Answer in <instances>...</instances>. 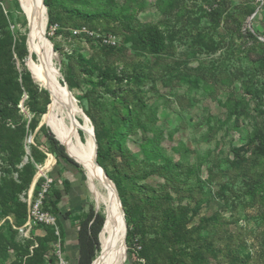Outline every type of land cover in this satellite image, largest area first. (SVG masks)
Returning a JSON list of instances; mask_svg holds the SVG:
<instances>
[{
	"label": "rangeland",
	"instance_id": "obj_1",
	"mask_svg": "<svg viewBox=\"0 0 264 264\" xmlns=\"http://www.w3.org/2000/svg\"><path fill=\"white\" fill-rule=\"evenodd\" d=\"M73 9L132 18L81 19ZM46 10L59 81L104 145L130 114V132L112 144L105 163L119 175L131 215L125 264H264V148L252 143L264 139V0H61ZM127 21L156 24L166 52L137 48ZM27 24L20 0H0V57L18 73L19 86L9 89L28 120L22 163L10 176L11 149L0 144V264H70L58 219L60 235L29 220L44 175L53 179L50 198L65 181L40 131L52 130L44 123L51 96L27 65ZM96 35L114 37L118 47H104ZM35 61L47 72L43 53ZM34 117L39 126L31 131ZM77 134L84 142V131ZM166 159L177 165L172 173L163 169ZM81 177L100 213L84 171Z\"/></svg>",
	"mask_w": 264,
	"mask_h": 264
},
{
	"label": "trees",
	"instance_id": "obj_2",
	"mask_svg": "<svg viewBox=\"0 0 264 264\" xmlns=\"http://www.w3.org/2000/svg\"><path fill=\"white\" fill-rule=\"evenodd\" d=\"M61 0H44V4L50 11H52L55 4L59 3ZM165 1V0H159ZM84 5H88L90 0H82ZM172 6V4L170 5ZM72 14L77 16L78 18L85 19V18H101V19H109V20H130L132 17L131 15H124L121 12L117 13L114 9H105L101 10L97 13H88L82 9H73ZM124 28L127 32L132 33L135 36V45L137 48H140L148 53L155 54V55H162L167 50V39L165 36L164 31H162L156 24L152 23H138L133 24L132 21H127L124 24ZM104 47L108 48H117L118 46H108L103 45ZM4 58L0 57V100L3 103L0 105V144L8 145L11 149V157H9L8 166L10 167L9 171H7L8 176H10L13 172H17V166L22 163V157L24 155L23 151V142L27 134V123L28 120L26 119L25 115L21 113V111L16 107L17 102L14 100V92L9 89L11 87L19 86L18 82V73L15 69H11V66H5ZM21 78L23 84L27 86V93L31 101H35V97L37 95V90L34 88L28 87V83L33 86L30 74L24 70L21 74ZM31 113H35L36 115H40V113L36 112L34 109V105L30 107ZM120 128L118 131L115 132L114 136L111 137L110 140H107L106 147L103 142V138L101 135L96 131V139L98 144L97 150V160L101 167L105 170L108 177L114 182L117 190L119 191L121 202L123 208L125 209L126 217L130 218L131 215L128 213V202L123 197V184L119 179V175L112 173L109 171L107 165L105 164L108 162L110 157V148L114 142L120 141L126 134H128L131 130V118L130 114L128 113L126 116L121 118ZM39 126V120L37 117H34L32 122L30 123L29 128L31 131H35ZM14 128L12 130L11 128ZM40 131L44 134L50 144V152L55 156L59 164L71 165L73 166L80 174H83L82 167L76 164L67 154L65 147L56 139L55 135L45 126L43 125L40 128ZM20 134L21 141L17 143L14 138V134ZM3 134V135H2ZM18 134V135H19ZM252 142V141H251ZM259 142L260 146L264 148V139L259 141L255 138V141L252 143ZM2 146V145H1ZM120 146V145H118ZM12 150H18L19 153H16ZM120 151V150H119ZM156 151V150H155ZM71 155L72 152L70 151ZM122 153V151H121ZM158 155V152H155ZM73 157H75L73 155ZM44 157L39 159V162L43 161ZM76 158V157H75ZM177 165H172V161L170 159H166L165 163L163 164V169H167L172 173L173 167ZM158 172V169H153V173ZM15 182H12V187L10 189V193L13 192V188L15 187ZM69 186L68 182H65L64 192H68ZM1 193V189H0ZM150 201V199H148ZM45 209L50 211L54 214L57 219H59L63 214L61 210L60 204L62 203V194L61 192H57L54 197L50 198L48 195L45 200ZM154 206V204H151ZM68 218V216H65ZM172 215L168 216V219L172 221ZM79 233H78V242H79V258L75 264H95L96 255L100 250V241H99V234L103 229L105 224L104 216L100 213H96L93 207L87 212V215L84 219H79ZM130 221L128 222V225ZM127 237V241H128Z\"/></svg>",
	"mask_w": 264,
	"mask_h": 264
},
{
	"label": "bare ground",
	"instance_id": "obj_3",
	"mask_svg": "<svg viewBox=\"0 0 264 264\" xmlns=\"http://www.w3.org/2000/svg\"><path fill=\"white\" fill-rule=\"evenodd\" d=\"M28 18L25 37L29 50L27 65L34 79L51 96L49 111L44 122L56 134L59 141L84 165L88 184L96 201L102 206L100 213L105 224L99 234L100 250L95 264H125L126 227L119 203V194L113 182L104 176L96 165L93 126L67 86L60 83L61 75L55 68L52 44L46 37L47 10L42 0H20ZM43 53L48 63L47 72L35 61L36 54ZM82 125L79 126L78 122ZM81 128L86 139L81 142L77 130ZM73 155H71L73 157Z\"/></svg>",
	"mask_w": 264,
	"mask_h": 264
},
{
	"label": "crops",
	"instance_id": "obj_4",
	"mask_svg": "<svg viewBox=\"0 0 264 264\" xmlns=\"http://www.w3.org/2000/svg\"><path fill=\"white\" fill-rule=\"evenodd\" d=\"M61 172V178L68 182L69 190H60L62 203L60 204L62 216L58 219L63 234L65 257L70 264H75L79 258V219H84L91 208L87 197V189L83 183L81 174L69 165L61 164L57 167ZM65 216H68L66 218Z\"/></svg>",
	"mask_w": 264,
	"mask_h": 264
},
{
	"label": "built area",
	"instance_id": "obj_5",
	"mask_svg": "<svg viewBox=\"0 0 264 264\" xmlns=\"http://www.w3.org/2000/svg\"><path fill=\"white\" fill-rule=\"evenodd\" d=\"M88 33V31H74L75 35L80 33ZM97 40L101 42L103 45L108 46H116L115 38L112 36H102L96 35ZM43 177V176H42ZM44 181L39 189L38 196L31 206L29 207V220L33 221L35 224H41L48 227H53L57 234L60 235L59 227L57 224V217L52 214L50 211L45 209V200L48 195V192L53 184V179H49L46 175H44ZM144 263V261H143ZM62 264H66L64 260H62Z\"/></svg>",
	"mask_w": 264,
	"mask_h": 264
},
{
	"label": "water",
	"instance_id": "obj_6",
	"mask_svg": "<svg viewBox=\"0 0 264 264\" xmlns=\"http://www.w3.org/2000/svg\"><path fill=\"white\" fill-rule=\"evenodd\" d=\"M42 3H43V6L45 7V9H46V6H45V4H44V0H42ZM52 51L54 52V50H53V47H52ZM64 81V80H63ZM45 123V122H44ZM47 126H48V124L47 123H45ZM52 131V130H51ZM93 131H94V128H93ZM52 133L55 135V133L52 131ZM55 137H56V139L59 141V139L57 138V136L55 135ZM94 140H95V146H96V148H95V156H96V165L100 168V169H102V171H103V173H104V176L107 178V179H109L111 182H113L109 177H108V175H107V173L105 172V170L101 167V165L99 164V162H98V160H97V150H98V144H97V139H96V136H95V134H94ZM60 142V141H59ZM61 143V142H60ZM62 144V143H61ZM63 145V144H62ZM64 146V145H63ZM65 147V146H64ZM65 150H66V152H67V154H68V156L76 163V164H78L79 166H81L82 167V169H83V171L85 172V176H86V178H87V181H88V176H87V173H86V170H85V167H84V165L77 159V158H75V157H72L69 153H68V151H67V149H66V147H65ZM114 183V182H113ZM118 191V190H117ZM119 203H120V207H121V210H122V215H123V217L125 218V227H126V231H127V222H126V216H125V212H124V208H123V205H122V202H121V199H120V196H119ZM93 263V262H92ZM91 263V264H92Z\"/></svg>",
	"mask_w": 264,
	"mask_h": 264
}]
</instances>
